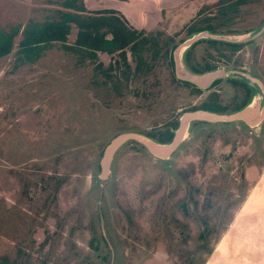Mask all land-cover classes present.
<instances>
[{
	"label": "rangeland",
	"instance_id": "rangeland-1",
	"mask_svg": "<svg viewBox=\"0 0 264 264\" xmlns=\"http://www.w3.org/2000/svg\"><path fill=\"white\" fill-rule=\"evenodd\" d=\"M105 1L69 9L113 8L159 51L173 41L156 57L141 52L140 68L130 47L125 62L120 51L93 59L59 41L27 61L18 50L23 27L60 18L65 0H0V30L21 27L0 57V264H264V119L194 122L167 159L127 141L101 177L118 134H158L177 122L173 131L211 93L226 112L243 100L234 78L198 90L176 76L164 52L189 28L259 33L236 50L200 39L187 63L264 83V0ZM77 33L73 25L66 45H77Z\"/></svg>",
	"mask_w": 264,
	"mask_h": 264
},
{
	"label": "trees",
	"instance_id": "trees-1",
	"mask_svg": "<svg viewBox=\"0 0 264 264\" xmlns=\"http://www.w3.org/2000/svg\"><path fill=\"white\" fill-rule=\"evenodd\" d=\"M65 9H58L60 18H53L49 21H46L41 24H36V22L31 21L28 25L23 27V38L18 43L19 44V52L24 53L25 59L27 61H33L41 56L43 49L46 46H50L52 42L59 41L64 42V47L68 50L72 51H80L82 52L80 55L85 57L90 55L93 59L96 58L97 51L107 52L109 54H114L116 51H120L122 54L123 60L127 61L126 48L130 47L132 49V53H138V68L141 67L142 63V54L144 50H148L152 48L153 56L156 57L161 49L165 48L168 45V42L173 41L170 39L166 43L164 41L160 46V51L158 50L157 41H151V38L147 35H143V33L136 28H127L125 24H123L122 17L117 14V11L113 8L99 9L98 11L94 10L96 14H88L83 15V13H76L71 11L69 8H74L76 10L86 11L84 0H65ZM78 27V36L76 41V46L66 45V41L68 40L69 34L72 31L73 25ZM20 26L16 27L13 31L6 32L5 30H0V57L8 54L12 51L14 47V37L20 31ZM205 29V28H204ZM211 31L212 28L207 27ZM200 30H203L202 28ZM198 30L193 29L192 27L187 30V33L190 35ZM142 35V36H141ZM208 42L211 46L217 45L218 42H223L214 39H209ZM226 43V42H224ZM233 50L239 48L240 44L237 43H226ZM176 45L173 46V48ZM173 48L165 49V56L170 57V62L173 65ZM90 50V52L88 51ZM191 51V50H190ZM190 51L187 53V59H190ZM88 52L90 54H88ZM147 52V51H146ZM223 52H220V54ZM30 55H32L30 57ZM194 67V66H193ZM213 65L210 63H206L204 69L197 70L199 72L208 71L213 69ZM236 86L241 85L244 89V98L241 101L240 105L237 107H242L247 99L249 98V90L246 88L244 83L236 81L234 79H230ZM188 85L194 86L192 83L188 81H184ZM216 82H219L216 81ZM196 88V87H195ZM200 90V88H196ZM202 108L211 109V110H220L224 111L227 109L226 106H222L218 99L212 97V100L206 101L202 103ZM176 123H171L170 126L175 127ZM169 127H165L162 130H159L158 134L155 131L148 133V135L160 140V141H169L173 137V131H171Z\"/></svg>",
	"mask_w": 264,
	"mask_h": 264
},
{
	"label": "water",
	"instance_id": "water-1",
	"mask_svg": "<svg viewBox=\"0 0 264 264\" xmlns=\"http://www.w3.org/2000/svg\"><path fill=\"white\" fill-rule=\"evenodd\" d=\"M259 33L253 35H230L219 34L211 32L207 29L192 33L191 36L186 38L183 42L178 44L174 49V63L175 74L181 79L196 84L200 88H207L215 80L225 76L230 78H241L254 90L251 100L231 112L215 111L211 109L196 108L184 111L179 117L178 126L173 130V137L169 141H160L150 135L139 132H123L118 134L110 144L106 147L104 155L101 160L102 178H107L111 171L112 163L118 149L127 141L134 140L142 144L146 149L155 157L167 159L180 147L183 141L188 137L191 127L194 122H229L241 120L245 123L256 126L264 119V83L258 77L251 75L248 72L233 70L224 71L223 69H211L205 72H195L190 70L185 62L186 51L200 39H214L229 43L239 44L242 41H249L257 36Z\"/></svg>",
	"mask_w": 264,
	"mask_h": 264
},
{
	"label": "flooded vegetation",
	"instance_id": "flooded-vegetation-1",
	"mask_svg": "<svg viewBox=\"0 0 264 264\" xmlns=\"http://www.w3.org/2000/svg\"><path fill=\"white\" fill-rule=\"evenodd\" d=\"M198 42V41H197ZM197 42H195L190 48L192 49L194 46H195V44L197 43ZM226 43H229V42H226ZM190 49V50H191ZM189 49L186 51V54H185V62H186V64H187V66L190 68V70H192V71H195V72H199V71H197L198 69H197V67H193V66H191V65H189L187 62V53L190 51ZM173 56V55H172ZM173 61H174V56H173ZM174 65V73H175V63L173 64ZM202 72H204V71H202ZM219 80V82H220V79H217V80H215L210 86H208L207 87V89H210V88H213V87H215L219 82H216V81H218ZM234 80H236V81H239V82H241V83H244L245 84V86H246V88H248V90H249V95L251 96V92H252V89H251V87L248 85V84H246V82L245 81H240V80H238V79H234ZM183 81H185V80H183ZM191 83V82H190ZM193 85H194V87H196V88H200V87H198L196 84H194V83H192ZM248 85V86H247ZM238 86V85H237ZM239 87L242 89V91H243V93H244V89H243V87L241 86V85H239ZM212 94V93H211ZM209 95L208 96V99H207V101H209L210 99L212 100V97H214V98H216V99H218L217 98V96H216V94H212V95ZM243 96H244V94H243ZM249 96V97H250ZM206 102V101H205ZM204 103V102H203ZM221 104V103H220ZM202 105V104H201ZM201 105L200 106H195V107H193L192 109H194V108H202L201 107ZM222 105V104H221ZM222 106H225V105H222ZM240 108V107H239ZM205 109V108H204ZM238 109V108H237ZM217 111H220V110H217Z\"/></svg>",
	"mask_w": 264,
	"mask_h": 264
},
{
	"label": "crops",
	"instance_id": "crops-1",
	"mask_svg": "<svg viewBox=\"0 0 264 264\" xmlns=\"http://www.w3.org/2000/svg\"><path fill=\"white\" fill-rule=\"evenodd\" d=\"M85 1H86V0H85ZM102 1H105V0H102ZM143 1H144V0H143ZM105 2H106V1H105ZM145 7H146V5L143 4V7H141L140 9L145 8Z\"/></svg>",
	"mask_w": 264,
	"mask_h": 264
}]
</instances>
